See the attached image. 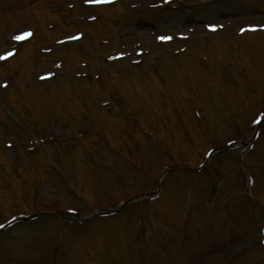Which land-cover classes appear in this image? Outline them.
Returning a JSON list of instances; mask_svg holds the SVG:
<instances>
[{
    "label": "rangeland",
    "instance_id": "1",
    "mask_svg": "<svg viewBox=\"0 0 264 264\" xmlns=\"http://www.w3.org/2000/svg\"><path fill=\"white\" fill-rule=\"evenodd\" d=\"M102 2L0 0V55L12 52L0 59V224L53 212L0 232V264H264V122L243 153L186 167L250 139L264 115V0ZM89 137L105 144L93 150ZM120 139H133L146 176L111 149ZM166 166L180 168L154 200L83 222L57 215L151 191Z\"/></svg>",
    "mask_w": 264,
    "mask_h": 264
},
{
    "label": "snow or ice",
    "instance_id": "2",
    "mask_svg": "<svg viewBox=\"0 0 264 264\" xmlns=\"http://www.w3.org/2000/svg\"><path fill=\"white\" fill-rule=\"evenodd\" d=\"M87 2V0H86ZM206 28H209L210 30H215L216 27H218V25L214 24V23H211V24H206L205 25ZM256 27V25H249L248 28L249 29H253ZM259 27H262L264 28V24H261L259 25ZM245 29L244 28H241L240 31H244ZM28 35H30L29 32H22L21 34L19 35H16L14 38L16 40H20V39H24L25 37H27ZM157 39H160V40H169L171 39V37L167 36V35H162V36H158ZM12 55V52L10 51H5L3 53V55H0V59H5L6 57ZM261 243H264V241H261Z\"/></svg>",
    "mask_w": 264,
    "mask_h": 264
},
{
    "label": "water",
    "instance_id": "3",
    "mask_svg": "<svg viewBox=\"0 0 264 264\" xmlns=\"http://www.w3.org/2000/svg\"><path fill=\"white\" fill-rule=\"evenodd\" d=\"M116 209H112L110 212H113V211H115ZM107 213H109V212H107Z\"/></svg>",
    "mask_w": 264,
    "mask_h": 264
}]
</instances>
